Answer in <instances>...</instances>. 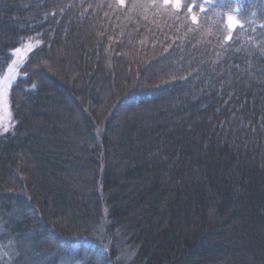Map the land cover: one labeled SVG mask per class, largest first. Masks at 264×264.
<instances>
[{"label":"trees","instance_id":"1","mask_svg":"<svg viewBox=\"0 0 264 264\" xmlns=\"http://www.w3.org/2000/svg\"><path fill=\"white\" fill-rule=\"evenodd\" d=\"M23 43L0 256L264 264V0H0Z\"/></svg>","mask_w":264,"mask_h":264},{"label":"rangeland","instance_id":"2","mask_svg":"<svg viewBox=\"0 0 264 264\" xmlns=\"http://www.w3.org/2000/svg\"><path fill=\"white\" fill-rule=\"evenodd\" d=\"M233 22H236L234 18ZM32 46L33 45L31 43H23L11 51V60L8 62L4 71L0 73V134L7 132L12 127V117L10 116L11 112L9 107V89L10 85H12L17 78L19 67ZM3 224V222L2 224L0 223V232L2 231L1 227ZM2 241L8 242V240L5 239ZM9 242L7 244V253L3 252L0 256V264H8L7 259L9 255L13 256L12 261L15 260L9 264H13L15 262V264H28L29 261L25 254L20 253V251L18 252L17 248ZM4 245L6 244L4 243ZM60 264H81V262L71 256L69 258L63 257Z\"/></svg>","mask_w":264,"mask_h":264},{"label":"snow or ice","instance_id":"3","mask_svg":"<svg viewBox=\"0 0 264 264\" xmlns=\"http://www.w3.org/2000/svg\"><path fill=\"white\" fill-rule=\"evenodd\" d=\"M196 6V5H193V7ZM189 10H191V8H189ZM203 11V10H202ZM195 17H193V20L195 21ZM228 21H229V24L231 27H235L237 24H238V21L236 22H233V17L229 16L228 18Z\"/></svg>","mask_w":264,"mask_h":264}]
</instances>
